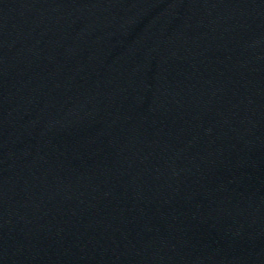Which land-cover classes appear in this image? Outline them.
Wrapping results in <instances>:
<instances>
[{
  "label": "water",
  "instance_id": "water-1",
  "mask_svg": "<svg viewBox=\"0 0 264 264\" xmlns=\"http://www.w3.org/2000/svg\"><path fill=\"white\" fill-rule=\"evenodd\" d=\"M0 264H264V0H0Z\"/></svg>",
  "mask_w": 264,
  "mask_h": 264
}]
</instances>
